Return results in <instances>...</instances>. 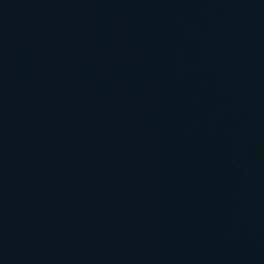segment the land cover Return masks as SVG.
I'll return each mask as SVG.
<instances>
[{
	"label": "water",
	"instance_id": "1",
	"mask_svg": "<svg viewBox=\"0 0 264 264\" xmlns=\"http://www.w3.org/2000/svg\"><path fill=\"white\" fill-rule=\"evenodd\" d=\"M0 264H264V0H0Z\"/></svg>",
	"mask_w": 264,
	"mask_h": 264
}]
</instances>
